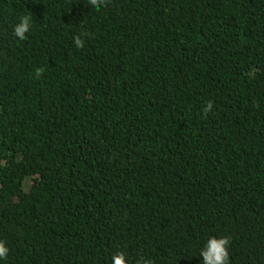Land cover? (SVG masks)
I'll use <instances>...</instances> for the list:
<instances>
[{"label": "trees", "instance_id": "1", "mask_svg": "<svg viewBox=\"0 0 264 264\" xmlns=\"http://www.w3.org/2000/svg\"><path fill=\"white\" fill-rule=\"evenodd\" d=\"M210 237L264 264V0H0V264H202Z\"/></svg>", "mask_w": 264, "mask_h": 264}, {"label": "clouds", "instance_id": "2", "mask_svg": "<svg viewBox=\"0 0 264 264\" xmlns=\"http://www.w3.org/2000/svg\"><path fill=\"white\" fill-rule=\"evenodd\" d=\"M109 0H87V4L93 9L99 10L108 5ZM32 17L30 15H23L19 18V22L14 25L13 35L20 41L26 40L27 34L31 31ZM85 34H77L74 36V44L80 49L84 47V39L82 36ZM44 73L43 68H37L35 70V79H41ZM213 110L212 102L203 108L205 116L211 113ZM231 240L228 237H210L205 246L200 252L202 257V264H230L229 245ZM9 248L4 241H0V259H7L9 255ZM112 264H128L126 254L123 251L117 252L112 256ZM139 264H152V261L141 258Z\"/></svg>", "mask_w": 264, "mask_h": 264}]
</instances>
